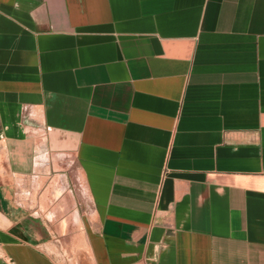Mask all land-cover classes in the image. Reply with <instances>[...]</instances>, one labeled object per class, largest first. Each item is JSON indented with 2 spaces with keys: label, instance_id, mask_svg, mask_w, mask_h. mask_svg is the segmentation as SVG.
<instances>
[{
  "label": "crops",
  "instance_id": "0c3cea01",
  "mask_svg": "<svg viewBox=\"0 0 264 264\" xmlns=\"http://www.w3.org/2000/svg\"><path fill=\"white\" fill-rule=\"evenodd\" d=\"M0 264H264V0H0Z\"/></svg>",
  "mask_w": 264,
  "mask_h": 264
}]
</instances>
